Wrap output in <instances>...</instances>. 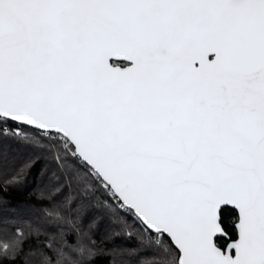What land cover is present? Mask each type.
Wrapping results in <instances>:
<instances>
[{"label": "snow or ice", "instance_id": "obj_1", "mask_svg": "<svg viewBox=\"0 0 264 264\" xmlns=\"http://www.w3.org/2000/svg\"><path fill=\"white\" fill-rule=\"evenodd\" d=\"M0 264H264V0H0Z\"/></svg>", "mask_w": 264, "mask_h": 264}]
</instances>
